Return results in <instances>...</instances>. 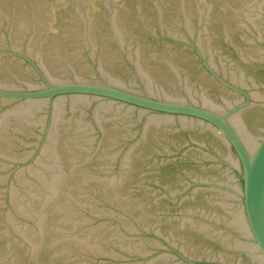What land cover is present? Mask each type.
I'll list each match as a JSON object with an SVG mask.
<instances>
[{
	"label": "water",
	"instance_id": "1",
	"mask_svg": "<svg viewBox=\"0 0 264 264\" xmlns=\"http://www.w3.org/2000/svg\"><path fill=\"white\" fill-rule=\"evenodd\" d=\"M0 264H264V0H0Z\"/></svg>",
	"mask_w": 264,
	"mask_h": 264
}]
</instances>
